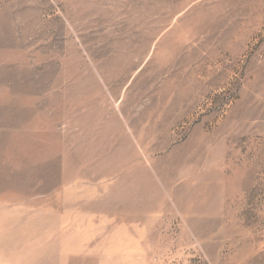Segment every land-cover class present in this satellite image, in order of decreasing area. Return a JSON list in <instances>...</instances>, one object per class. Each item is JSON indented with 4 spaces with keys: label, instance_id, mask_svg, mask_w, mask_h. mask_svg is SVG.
<instances>
[{
    "label": "rangeland",
    "instance_id": "rangeland-1",
    "mask_svg": "<svg viewBox=\"0 0 264 264\" xmlns=\"http://www.w3.org/2000/svg\"><path fill=\"white\" fill-rule=\"evenodd\" d=\"M0 264H264V0H0Z\"/></svg>",
    "mask_w": 264,
    "mask_h": 264
}]
</instances>
